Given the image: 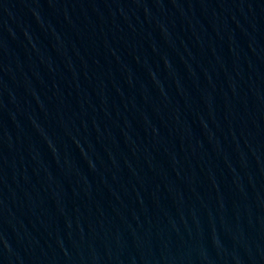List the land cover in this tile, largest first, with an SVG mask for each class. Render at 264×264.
Returning <instances> with one entry per match:
<instances>
[{
    "label": "water",
    "instance_id": "95a60500",
    "mask_svg": "<svg viewBox=\"0 0 264 264\" xmlns=\"http://www.w3.org/2000/svg\"><path fill=\"white\" fill-rule=\"evenodd\" d=\"M0 264H264V0H0Z\"/></svg>",
    "mask_w": 264,
    "mask_h": 264
}]
</instances>
